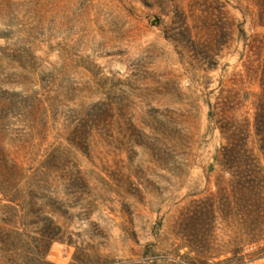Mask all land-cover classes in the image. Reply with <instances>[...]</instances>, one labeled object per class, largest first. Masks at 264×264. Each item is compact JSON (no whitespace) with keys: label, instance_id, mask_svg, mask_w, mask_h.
<instances>
[{"label":"rangeland","instance_id":"374dc122","mask_svg":"<svg viewBox=\"0 0 264 264\" xmlns=\"http://www.w3.org/2000/svg\"><path fill=\"white\" fill-rule=\"evenodd\" d=\"M263 98L264 0H0V264H264Z\"/></svg>","mask_w":264,"mask_h":264},{"label":"trees","instance_id":"16d2710c","mask_svg":"<svg viewBox=\"0 0 264 264\" xmlns=\"http://www.w3.org/2000/svg\"><path fill=\"white\" fill-rule=\"evenodd\" d=\"M255 109H256V112H255L254 117H255V122H256V127H255L256 135H258L259 137H262V139L260 140L261 149H264L263 147L264 146V102L263 100L257 101ZM226 160H227L226 162H230V163L235 162L236 156L234 152L228 151Z\"/></svg>","mask_w":264,"mask_h":264},{"label":"built area","instance_id":"2783aa9c","mask_svg":"<svg viewBox=\"0 0 264 264\" xmlns=\"http://www.w3.org/2000/svg\"><path fill=\"white\" fill-rule=\"evenodd\" d=\"M247 264H254V263H247Z\"/></svg>","mask_w":264,"mask_h":264}]
</instances>
